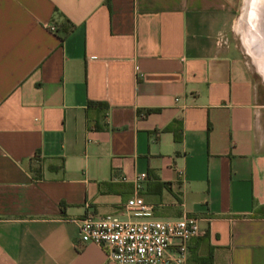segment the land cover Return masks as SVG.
I'll return each mask as SVG.
<instances>
[{
  "label": "crops",
  "instance_id": "0c3cea01",
  "mask_svg": "<svg viewBox=\"0 0 264 264\" xmlns=\"http://www.w3.org/2000/svg\"><path fill=\"white\" fill-rule=\"evenodd\" d=\"M252 1L0 0V264H117L86 213L193 216L184 264H264Z\"/></svg>",
  "mask_w": 264,
  "mask_h": 264
},
{
  "label": "built area",
  "instance_id": "2783aa9c",
  "mask_svg": "<svg viewBox=\"0 0 264 264\" xmlns=\"http://www.w3.org/2000/svg\"><path fill=\"white\" fill-rule=\"evenodd\" d=\"M144 176V172L135 176V189ZM125 205L136 215L146 216L151 211L140 196L127 199ZM198 232L196 218L188 215L131 220L86 213L78 224L79 241L101 244L117 264H184L188 242Z\"/></svg>",
  "mask_w": 264,
  "mask_h": 264
},
{
  "label": "bare ground",
  "instance_id": "6f19581e",
  "mask_svg": "<svg viewBox=\"0 0 264 264\" xmlns=\"http://www.w3.org/2000/svg\"><path fill=\"white\" fill-rule=\"evenodd\" d=\"M258 0H253L252 2H251V8H250V11H255L256 10V8H257V2ZM240 22V21H239Z\"/></svg>",
  "mask_w": 264,
  "mask_h": 264
},
{
  "label": "rangeland",
  "instance_id": "374dc122",
  "mask_svg": "<svg viewBox=\"0 0 264 264\" xmlns=\"http://www.w3.org/2000/svg\"><path fill=\"white\" fill-rule=\"evenodd\" d=\"M233 1H234V7L236 9L235 11H237V9L240 8L241 6V0H233Z\"/></svg>",
  "mask_w": 264,
  "mask_h": 264
},
{
  "label": "trees",
  "instance_id": "16d2710c",
  "mask_svg": "<svg viewBox=\"0 0 264 264\" xmlns=\"http://www.w3.org/2000/svg\"><path fill=\"white\" fill-rule=\"evenodd\" d=\"M209 257H210V255H209Z\"/></svg>",
  "mask_w": 264,
  "mask_h": 264
}]
</instances>
